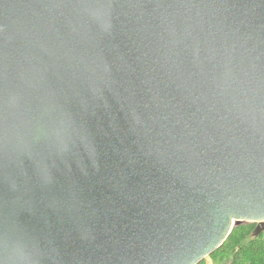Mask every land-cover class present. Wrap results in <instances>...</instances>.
<instances>
[{
  "label": "water",
  "instance_id": "water-1",
  "mask_svg": "<svg viewBox=\"0 0 264 264\" xmlns=\"http://www.w3.org/2000/svg\"><path fill=\"white\" fill-rule=\"evenodd\" d=\"M264 232V0H0V264H198Z\"/></svg>",
  "mask_w": 264,
  "mask_h": 264
},
{
  "label": "trees",
  "instance_id": "trees-1",
  "mask_svg": "<svg viewBox=\"0 0 264 264\" xmlns=\"http://www.w3.org/2000/svg\"><path fill=\"white\" fill-rule=\"evenodd\" d=\"M256 223L233 227L216 251L198 264H264V232L255 235Z\"/></svg>",
  "mask_w": 264,
  "mask_h": 264
},
{
  "label": "flooded vegetation",
  "instance_id": "flooded-vegetation-1",
  "mask_svg": "<svg viewBox=\"0 0 264 264\" xmlns=\"http://www.w3.org/2000/svg\"><path fill=\"white\" fill-rule=\"evenodd\" d=\"M256 225H257V223H256Z\"/></svg>",
  "mask_w": 264,
  "mask_h": 264
}]
</instances>
